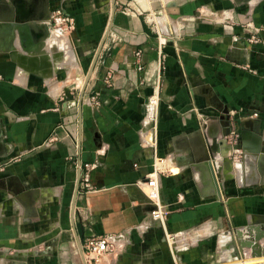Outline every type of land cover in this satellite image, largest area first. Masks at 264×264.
<instances>
[{"label":"crops","instance_id":"crops-1","mask_svg":"<svg viewBox=\"0 0 264 264\" xmlns=\"http://www.w3.org/2000/svg\"><path fill=\"white\" fill-rule=\"evenodd\" d=\"M0 76V264H88L93 235L99 264H264L236 254L264 226V0H0Z\"/></svg>","mask_w":264,"mask_h":264},{"label":"built area","instance_id":"built-area-1","mask_svg":"<svg viewBox=\"0 0 264 264\" xmlns=\"http://www.w3.org/2000/svg\"><path fill=\"white\" fill-rule=\"evenodd\" d=\"M74 25L73 18L69 17L62 11H55V15L51 20V27L55 30H60L64 33H67L72 29ZM60 27L61 29H57ZM137 56L141 57V52L138 51L136 53ZM1 78V77H0ZM105 82L107 84L111 83V79H106ZM160 96L158 93H153V95L149 96L147 99L148 112L146 114V122L148 124L149 129H155L156 119H157V108L160 101ZM261 115L264 116V113L254 112L251 117L260 118ZM162 165V166H161ZM93 167L92 164L85 163L80 164L78 169L82 173V177H86L89 170ZM165 160L163 158H156L153 166V170L147 175L146 184L143 188L144 195L147 199L154 202L158 208L159 201L161 198V187L159 183L160 177L165 173ZM83 188L86 192H91L94 190L90 181L87 178H84L82 182ZM173 238V237H170ZM172 242V239H171ZM84 258L86 263L90 264H99L101 259L107 255L112 253L113 251V243L110 237L106 235H93L88 237L84 243Z\"/></svg>","mask_w":264,"mask_h":264},{"label":"water","instance_id":"water-1","mask_svg":"<svg viewBox=\"0 0 264 264\" xmlns=\"http://www.w3.org/2000/svg\"><path fill=\"white\" fill-rule=\"evenodd\" d=\"M248 125L251 127V122H248ZM227 134H228L227 130H225L224 131V135H227ZM223 144L224 143H222L220 141L214 140L211 145H207V152L208 153H207L206 159L207 160H214L217 155L222 154V146H223ZM259 149H260V146H259ZM209 162L208 161L205 162V165L203 164L204 165L203 168H205V167L207 168L208 166H210L211 163H209ZM209 170H210V168H209ZM210 172L212 173V177L211 176H208V177L209 178H213L214 173H213V171H210ZM220 172H221V167H220V169L217 172L218 175H220ZM80 174H81V171H80ZM255 231H256L255 234L252 232V234L254 235L253 239L250 238L247 241L240 242L239 248L237 249L238 253H236L240 257L243 256V250L246 249V248L252 250V257H254V258L255 257H258V258L263 257V255L261 253L262 251L260 250L258 242H260L262 239H264V226H262L261 229H257ZM249 235H250L249 237L252 236L251 233ZM240 236L243 237V233L242 234L240 233Z\"/></svg>","mask_w":264,"mask_h":264},{"label":"rangeland","instance_id":"rangeland-1","mask_svg":"<svg viewBox=\"0 0 264 264\" xmlns=\"http://www.w3.org/2000/svg\"><path fill=\"white\" fill-rule=\"evenodd\" d=\"M57 29H61L60 27H58ZM1 77V76H0ZM0 80H1V78H0ZM209 163H211L210 164V166H209V168H210V171L212 170L213 171V173H214V175H213V178H212V180H210V182L211 183H214L213 184V187H212V194L211 195H213V196H215V197H220V196H223L224 195V191L222 190V184H220V180L219 179H221L222 178V175H221V172H220V175H218V168H217V163H218V161H216L215 159H214V161L213 160H207ZM207 161H202L201 163H204V165H205V162H207ZM220 162V161H219ZM203 165V166H204ZM214 166V167H213ZM222 168V167H221ZM215 170V171H214ZM164 171H165V168H164ZM203 172H204V170H203ZM217 173V174H216ZM215 174H216V176H215ZM205 176H207L206 174L204 175V178H206ZM215 176V177H214ZM220 177V178H219ZM207 178H209L208 176H207ZM214 178H217L216 180L214 179ZM210 179V178H209ZM218 180V181H217ZM222 180V179H221ZM214 181V182H213ZM220 185V186H219ZM218 192V193H217Z\"/></svg>","mask_w":264,"mask_h":264},{"label":"bare ground","instance_id":"bare-ground-1","mask_svg":"<svg viewBox=\"0 0 264 264\" xmlns=\"http://www.w3.org/2000/svg\"><path fill=\"white\" fill-rule=\"evenodd\" d=\"M257 149H259V144H258V148ZM223 151L226 153L227 151H228V146H226L225 144H223ZM232 153V152H231ZM226 155V154H225ZM228 155V154H227ZM226 155V156H227ZM202 166V165H201ZM211 167V166H210ZM214 167V166H213ZM217 168H218V170L220 169V165L217 163ZM200 170H201V168H200ZM204 170V173L207 175V176H211L212 177V173L210 172V170H209V166L206 168H204L203 169ZM222 170V169H221ZM212 171V170H211ZM215 171V170H214ZM217 174V173H216ZM216 174H215V176H216ZM214 176V177H215ZM220 178V177H219ZM206 178H204L203 180H205ZM212 179V178H211ZM210 179V180H211ZM215 180L217 179V178H214ZM220 180V179H219ZM218 181V180H217ZM204 182H206V181H204ZM212 182V181H211ZM214 182V181H213ZM221 183H222V181H221ZM220 183V184H221ZM207 184V183H206ZM212 184H214V183H212ZM215 185V184H214ZM220 186V185H219ZM218 193V192H217Z\"/></svg>","mask_w":264,"mask_h":264}]
</instances>
